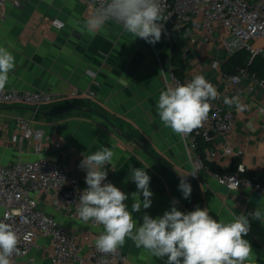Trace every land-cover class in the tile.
Listing matches in <instances>:
<instances>
[{"label":"crops","instance_id":"crops-1","mask_svg":"<svg viewBox=\"0 0 264 264\" xmlns=\"http://www.w3.org/2000/svg\"><path fill=\"white\" fill-rule=\"evenodd\" d=\"M20 1L18 7L9 0L6 17H0V47H6L15 57V68L10 71L5 87L52 91L60 98L56 101V115L39 110L34 118V125L44 131L41 153L27 144L21 152L19 145L11 141L17 117H31L32 107L0 103V160L4 164L41 156L63 160L72 174L83 177L86 170L79 167L82 154L90 155L102 146L112 148V162L104 168L117 187L128 195L125 203L130 212L134 202L132 193L137 192L131 179L126 182L131 169L144 168L151 178V206L132 212L138 225L143 223L144 214L156 218L173 206L185 213L197 206L208 208L209 215L217 221H231L233 212L244 214L248 216L250 231L242 238L252 248L245 264H264V223L249 215L257 207L264 208V195L249 187L229 190L209 170H201L195 177L190 175L193 153L204 154L216 148L218 153L213 162L222 170H235L243 162L249 177L256 181L264 177V88L250 75L243 76L238 83L223 79L222 65L234 52L223 45L226 36L223 28L217 27L209 41H197L188 52H183L186 82L199 74L212 83L218 91L215 100L233 110L235 126L230 133L216 134L206 141L201 145L202 150L199 141L193 149L192 132L183 136L174 133L164 126L157 112L160 92L173 87L168 75L169 69L174 68L169 34L162 32L161 40L152 45L124 32L115 22L90 33L84 21L91 12L80 0ZM53 18L61 19L63 27L54 26ZM74 90L78 91L75 96ZM234 96L247 106L245 111L225 104V98ZM77 97L95 102L122 132L134 131L141 138L134 137L137 142L126 138L96 112L67 110L62 105L63 101ZM222 144L232 145L234 150L244 148V154L225 155ZM180 175L187 176L192 188L187 199L178 187ZM140 199L143 200L142 193ZM39 206L74 230L82 242L88 233L91 241H95L103 232L102 226L94 227L90 221H82L76 211L71 216V210L57 208L44 197ZM2 210L0 207V214ZM119 249L127 257L126 264H166L167 261L166 256L158 259L149 251L137 248L131 239L126 238ZM20 259L23 264H54L49 239L39 237L29 254Z\"/></svg>","mask_w":264,"mask_h":264},{"label":"built area","instance_id":"built-area-1","mask_svg":"<svg viewBox=\"0 0 264 264\" xmlns=\"http://www.w3.org/2000/svg\"><path fill=\"white\" fill-rule=\"evenodd\" d=\"M9 0H0V17L7 15ZM92 13L98 6L97 0H80ZM163 9L164 25L162 32L169 34L165 23L175 14L172 29L181 33L185 39L184 52H188L197 41H209L217 27H222L226 36L223 45L229 51L246 49L250 57H264V0H160ZM13 4L21 7L20 0ZM52 24L62 28L64 22L53 18ZM202 34V35H200ZM170 82L175 87L183 84L181 78L169 69ZM250 75L255 83L264 88V76L250 72L248 66L238 68L235 73H224L223 79L238 83L243 76ZM78 91L74 90L73 95ZM60 95L52 91H30L7 89L0 92V103L24 104L32 107V116H19L16 119V130L11 141L19 145L23 152L24 144L32 146L34 151L41 153L44 131L34 125V118L41 106L58 101ZM211 108L206 120L193 129L190 141L193 149L198 146V138L210 141L216 134H227L235 126V114L232 109L221 105L217 100L210 101ZM225 155L242 156L244 148L233 149L232 145L222 144ZM218 149V148H217ZM216 148L206 153H193L192 172L209 170L219 184L229 190L249 187L264 195V177L256 181L246 174V167L240 162L235 171L219 173L212 171L208 162H213L217 155ZM264 176V175H263ZM85 176L72 174L70 166L63 160L38 157L33 160H20L4 164L0 160V207L3 209L0 220L5 217L20 238L21 255L12 257V264H23L21 257L29 254L39 237L48 238L54 264H126V255L118 248L114 253H101L91 241V233L84 236V242L72 229L62 225L55 215L44 211L39 202L44 197L48 202L60 209L71 210L75 215L78 197L87 187ZM111 182L108 176L103 183ZM92 226H102L94 224Z\"/></svg>","mask_w":264,"mask_h":264},{"label":"clouds","instance_id":"clouds-1","mask_svg":"<svg viewBox=\"0 0 264 264\" xmlns=\"http://www.w3.org/2000/svg\"><path fill=\"white\" fill-rule=\"evenodd\" d=\"M98 6L84 21L90 33L101 31L109 22L121 25L124 32L155 45L161 40L164 25L160 0H97ZM15 68V57L6 48L0 47V92L9 82V73ZM218 97V91L203 75H195L184 84L168 87L161 91L157 112L165 127L178 135H186L207 119L210 101ZM225 104L235 105L243 112L247 106L238 96L225 98ZM83 155L79 167L86 170L87 187L78 197L76 212L84 222L92 221L103 225V232L95 240V247L101 253H114L131 239L137 248H143L158 259L167 257L166 264H245L252 254L248 240L243 239L250 231L248 216L232 213L231 221L215 220L208 208L197 206L187 213L173 206L162 216L142 217L138 225L132 212L151 206L149 189L150 176L144 168H132L127 179L136 184L137 192L132 193V211L125 201L128 195L107 182L104 166L112 162L114 151L101 147L90 155ZM197 172L190 175L195 177ZM181 176L178 185L185 199L192 188L187 176ZM189 176V175H188ZM143 200L140 199V194ZM253 219L264 223V208L249 213ZM5 217L0 220V264H12V257L21 255L20 238Z\"/></svg>","mask_w":264,"mask_h":264},{"label":"trees","instance_id":"trees-1","mask_svg":"<svg viewBox=\"0 0 264 264\" xmlns=\"http://www.w3.org/2000/svg\"><path fill=\"white\" fill-rule=\"evenodd\" d=\"M169 38L171 39V61L174 65V72L178 75L179 78L182 79L183 84L186 83V69L187 65L185 63V58H184V51L183 47L185 45V39L183 38L182 34L173 30L172 33L169 34ZM243 66H248L250 72H255L258 76H264V57L261 55H256L254 57H250V53L242 48L234 51L233 53L230 54V56L225 60L223 63L222 67L225 71V73H235L237 72L238 68L243 67ZM58 102H53V103H47L41 106L39 109L43 113H47L49 115H56L57 106ZM62 105L65 108H68L70 106L74 107V110H79L80 107H94L98 109L100 112L103 113L101 106L96 104L95 102H92L91 100H86L84 98H71L68 100H65L62 102ZM104 114V113H103ZM106 115V113H105ZM108 116V115H107ZM109 117V116H108ZM110 118V117H109ZM112 121H114L113 118H111ZM121 128V126H120ZM122 129V128H121ZM129 133V132H127ZM130 137H140L141 135L138 133H135L134 131H131L129 133ZM136 138V139H137ZM198 141L200 142L199 149H203L201 145H205V140L203 138H198ZM207 164L209 168L214 171V172H219V173H231L234 172L235 170L232 171H224L222 170L218 165H216L214 162H208Z\"/></svg>","mask_w":264,"mask_h":264},{"label":"water","instance_id":"water-1","mask_svg":"<svg viewBox=\"0 0 264 264\" xmlns=\"http://www.w3.org/2000/svg\"><path fill=\"white\" fill-rule=\"evenodd\" d=\"M175 18H176V16L174 14L172 16V18L165 23V28H166V30H167V32L169 34L172 33V31H173L172 25H173V21L175 20ZM72 109H74V107H72V106H70V107L67 108V110H72ZM79 110H81V111H93V112H96V113L100 114L116 131H118L119 133H121L123 136H125L126 138H129V139H132L135 142L138 141L137 139L130 137V135L128 133L122 132L118 128V126L107 115L103 114L98 109H96L94 107L86 106V107H80ZM61 111H64V110H61ZM142 143H145V142H142Z\"/></svg>","mask_w":264,"mask_h":264},{"label":"rangeland","instance_id":"rangeland-1","mask_svg":"<svg viewBox=\"0 0 264 264\" xmlns=\"http://www.w3.org/2000/svg\"><path fill=\"white\" fill-rule=\"evenodd\" d=\"M169 44L171 45V42H169Z\"/></svg>","mask_w":264,"mask_h":264}]
</instances>
